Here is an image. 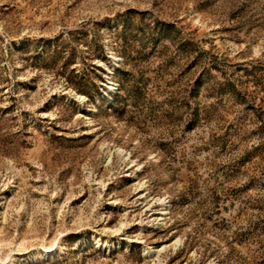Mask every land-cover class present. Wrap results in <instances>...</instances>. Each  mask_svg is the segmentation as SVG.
Wrapping results in <instances>:
<instances>
[{
  "label": "rangeland",
  "instance_id": "374dc122",
  "mask_svg": "<svg viewBox=\"0 0 264 264\" xmlns=\"http://www.w3.org/2000/svg\"><path fill=\"white\" fill-rule=\"evenodd\" d=\"M7 256L264 264V0H0Z\"/></svg>",
  "mask_w": 264,
  "mask_h": 264
},
{
  "label": "bare ground",
  "instance_id": "6f19581e",
  "mask_svg": "<svg viewBox=\"0 0 264 264\" xmlns=\"http://www.w3.org/2000/svg\"><path fill=\"white\" fill-rule=\"evenodd\" d=\"M113 60L116 61L117 58L114 57ZM114 64H115V62L112 63V65H114ZM117 151H118V153H120V154L123 153V149H122V148H117ZM125 154H126V153L124 152V153L122 154V156L125 157V156H126ZM126 157H127V156H126ZM127 158H129V157H127ZM160 211H161V213H159L160 215H164V214H166V207L161 208ZM160 219H161V218H160ZM124 225H125V222H120V226H118V227H116V228H113L112 231H113L114 233H117V232H119V231L121 230V228H122ZM95 240H96L97 243L100 242V239H99V238H96ZM176 242H177V241L174 242V245H176ZM106 244H107V242L105 243V245H106ZM163 247L165 248L166 246H163ZM58 249H59V247L57 246V243H52V244H50V245H48V246H42V250H43V252H45V255H46V256L55 253ZM145 252H146L145 254H147V253L149 252V250L147 249V250H145ZM36 253H37L38 255H41V256H42V252L37 251ZM0 261H3L4 263H5V262L8 263V262H10V257L7 256V257H5V258H0ZM12 264H13V263H12Z\"/></svg>",
  "mask_w": 264,
  "mask_h": 264
}]
</instances>
